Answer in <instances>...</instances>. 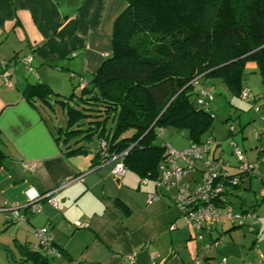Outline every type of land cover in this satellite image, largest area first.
Listing matches in <instances>:
<instances>
[{
    "label": "crops",
    "instance_id": "1",
    "mask_svg": "<svg viewBox=\"0 0 264 264\" xmlns=\"http://www.w3.org/2000/svg\"><path fill=\"white\" fill-rule=\"evenodd\" d=\"M125 6V0H0V264H207L223 257L225 264H258L264 257V196L259 201L245 191L254 181L264 189V181L244 176L231 189V196L245 198L237 209L259 214L256 232L242 237L240 244L204 248L154 179L142 184L137 175L114 178V161L102 162L96 143L87 145V152L66 154L65 144L55 139L43 106L54 111L56 97L65 98L91 80L112 52L113 21ZM27 54L32 55L31 72L20 61ZM2 61L8 62L9 86L1 75ZM36 82L52 90L50 104L23 95ZM210 85L204 84L209 92ZM252 110L233 114L239 119L235 133L248 140L244 151L254 161L260 156L258 146L264 145L255 130L264 120ZM213 153L210 147L204 157H215ZM29 163H34L32 171ZM228 163V173L235 174ZM259 170L264 175V161ZM65 179L71 182L50 195L55 207L42 196ZM34 202L38 212L27 208ZM14 209L23 218L12 219ZM41 227L51 235L58 255L33 250ZM129 254L133 260L126 258Z\"/></svg>",
    "mask_w": 264,
    "mask_h": 264
},
{
    "label": "trees",
    "instance_id": "2",
    "mask_svg": "<svg viewBox=\"0 0 264 264\" xmlns=\"http://www.w3.org/2000/svg\"><path fill=\"white\" fill-rule=\"evenodd\" d=\"M125 1L113 21L111 54L78 92L54 99L65 109V117L53 126L54 135L65 144L66 154L87 152L83 141L96 143L102 162L126 151L122 155L126 172L155 179L165 157V142H155L158 133L162 136L165 128L174 127L186 132L189 144L211 139L214 116L209 103L206 107L196 103L207 79H219L240 96L245 64L252 61L264 83V0ZM50 94V87L41 82L23 90L27 100L36 97L44 104H50ZM74 96L79 107L70 103ZM257 98L251 94L246 101L261 118L264 107L256 105ZM234 134L235 126L229 123L227 136ZM255 138L264 136L260 132ZM258 150L257 160L246 158L259 161L260 167L264 145ZM2 156L0 149V161ZM231 175L239 181L244 176L258 178L239 170ZM220 225L227 226L217 236L207 234L205 242H221L222 234L243 227L228 221ZM220 242L209 247L217 248ZM206 263L225 264L226 258L224 263Z\"/></svg>",
    "mask_w": 264,
    "mask_h": 264
},
{
    "label": "built area",
    "instance_id": "3",
    "mask_svg": "<svg viewBox=\"0 0 264 264\" xmlns=\"http://www.w3.org/2000/svg\"><path fill=\"white\" fill-rule=\"evenodd\" d=\"M32 55L27 54L20 59L23 66L28 71H33L31 65ZM5 85H11L9 80V72L6 70L7 63L1 62ZM83 84V83H82ZM81 84V85H82ZM241 98L250 99L251 94L247 88H243L240 92ZM213 100V94L205 88L199 89L196 103L204 107ZM264 120V115L261 116ZM160 129V133H162ZM261 135L264 136V126L261 127ZM260 132H256L258 136ZM213 141L210 138L204 139L201 143H190L186 148L176 150L167 143H164L165 157L158 167V176L154 179L157 189L163 188L168 194L173 204L181 211L184 223L194 231V237L202 242L204 248H208L211 244L217 246L221 239L214 242H205V236L212 234L214 226L225 221L235 222L246 227L247 232H254L258 228V213L255 209L234 210L229 200L231 189L237 186L239 180L237 177L228 173V161L222 157L205 158L204 155L210 151V144ZM219 145V143H216ZM232 153L237 161V169L242 172L251 173L258 178L264 177L258 169V162H249L245 153L236 145L234 141H230ZM102 149L104 142L101 141ZM113 155L111 160L114 161L111 175L120 179L126 174L122 155ZM264 160V157H262ZM197 162H202L201 166ZM28 168L32 171L34 163H29ZM147 177H143L140 183L146 184ZM71 179L61 181L55 189L44 194L42 197H49V202L56 207L55 200L50 195L68 185ZM39 197V198H42ZM150 202V200H149ZM32 212H38L40 206L37 203L27 205ZM20 209H14L11 215L12 219H20L23 216L19 212ZM175 225H171L174 229ZM38 237L37 244L33 245V250H42L45 254L58 255V250L53 244L51 235L47 232L46 227L38 228L35 232ZM133 254L126 256L127 259L133 260ZM225 262L222 258L221 263ZM258 264H264V257Z\"/></svg>",
    "mask_w": 264,
    "mask_h": 264
},
{
    "label": "rangeland",
    "instance_id": "4",
    "mask_svg": "<svg viewBox=\"0 0 264 264\" xmlns=\"http://www.w3.org/2000/svg\"><path fill=\"white\" fill-rule=\"evenodd\" d=\"M251 65L256 66V64L252 61L246 62L242 80H243V84L247 85L249 89H251L250 91L251 94H254L256 95V97H258L256 100V105H258V103L259 104L264 103V97H262V95H264V83L261 82V76L259 75L258 70H253ZM70 75L72 74L70 73ZM212 82L214 85L212 86L213 89L211 92L213 94L214 99L209 102V111L212 113L214 118H213V124L210 135L211 140L213 142L210 144V147L211 150H213L214 152L213 154L216 155L215 157H217L218 154L221 153L222 151L221 154L222 158L224 160L232 162L233 167L231 169H234L235 172H237L238 170L236 166V158L234 154L231 152L232 146L230 145V140L233 139L236 142L237 146L242 150L248 149V140L243 139L241 133H239L238 131L232 137H228L227 126L229 123H232L236 129L239 128V119L236 114L244 113L247 112L248 110H250V112L253 113V110L250 106L249 101L244 100L243 98H241V96L233 95L227 89L226 86H224L219 80H217V78H211L205 81L207 86H209ZM220 90H222V92ZM75 102H78L80 104L79 99L74 96V100L71 101L70 103L72 106L79 107ZM43 108L46 110L47 114L45 113V116L51 127L57 125L56 122H58L62 116L65 117V109L63 110L58 102H55L54 104V111L48 108L47 106L46 107L43 106ZM229 111H232V113ZM233 112H235L236 114L234 115ZM83 142L86 145H90L87 144L89 142L86 141ZM155 142L158 145H162L165 142L176 150L184 149L189 145V139L187 137L186 132L174 127L165 128L162 136H159L158 133ZM217 142H219V145H216ZM197 164L201 166L202 163L199 164V162H197ZM125 175H135V174L128 171ZM148 186L151 187L150 184ZM262 190H260L256 181H254L251 189L245 192L250 193L252 197L258 196L260 201L262 196H264L262 195ZM241 198H244V196L243 195H240V197L230 196V200L233 204L232 205L233 208L237 209L239 207V202ZM243 206H247V203H245ZM259 219L260 218H258V224H259ZM215 226L217 230H213L212 233L213 236H217L218 233H222V230L225 229L227 225L221 226L219 223H217ZM230 234L228 233L222 234L223 240L220 242V246H222L225 243H229L231 241H233L236 244H240L241 239H243L242 237L249 236V233H247L245 226L238 227L237 229L232 230ZM220 261L221 260H219V262Z\"/></svg>",
    "mask_w": 264,
    "mask_h": 264
}]
</instances>
